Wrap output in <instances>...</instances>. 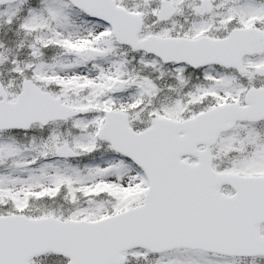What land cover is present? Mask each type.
<instances>
[{
  "label": "snow or ice",
  "instance_id": "snow-or-ice-1",
  "mask_svg": "<svg viewBox=\"0 0 264 264\" xmlns=\"http://www.w3.org/2000/svg\"><path fill=\"white\" fill-rule=\"evenodd\" d=\"M0 264H264V0H0Z\"/></svg>",
  "mask_w": 264,
  "mask_h": 264
}]
</instances>
